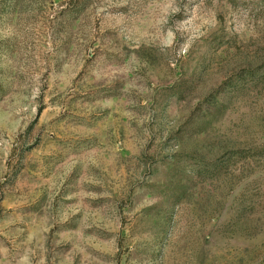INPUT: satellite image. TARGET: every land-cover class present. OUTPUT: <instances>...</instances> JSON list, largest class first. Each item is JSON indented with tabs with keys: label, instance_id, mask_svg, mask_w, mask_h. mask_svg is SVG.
I'll return each instance as SVG.
<instances>
[{
	"label": "rangeland",
	"instance_id": "1",
	"mask_svg": "<svg viewBox=\"0 0 264 264\" xmlns=\"http://www.w3.org/2000/svg\"><path fill=\"white\" fill-rule=\"evenodd\" d=\"M0 264H264V0H0Z\"/></svg>",
	"mask_w": 264,
	"mask_h": 264
}]
</instances>
